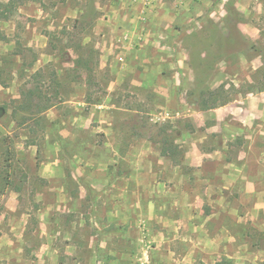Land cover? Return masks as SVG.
I'll return each instance as SVG.
<instances>
[{"label": "rangeland", "instance_id": "rangeland-1", "mask_svg": "<svg viewBox=\"0 0 264 264\" xmlns=\"http://www.w3.org/2000/svg\"><path fill=\"white\" fill-rule=\"evenodd\" d=\"M0 1V264H264V178L226 184L249 138L209 116L264 93V0Z\"/></svg>", "mask_w": 264, "mask_h": 264}, {"label": "crops", "instance_id": "crops-1", "mask_svg": "<svg viewBox=\"0 0 264 264\" xmlns=\"http://www.w3.org/2000/svg\"><path fill=\"white\" fill-rule=\"evenodd\" d=\"M137 84H141L137 82ZM216 114L210 112V118H215L218 123H221L227 118L228 124H233L234 129L240 132V136H244L247 139V142L250 143L246 148H241L238 150V156H233L228 162L226 167L230 170H235V174L230 178L228 172L223 174L222 178L226 180V184L230 185L232 181L228 183L229 180L235 177H241L242 179L245 176V171L247 170L245 167H238L235 165L243 164L244 162H256L259 167V173L256 174V180H261L264 178V93L257 94H248V96L241 98L240 100L235 101L233 104H226L214 109ZM212 111V109H211ZM257 121L258 130L253 131H243V129H247L248 126H252V123ZM244 140V139H243ZM249 140V141H248ZM191 148H184L185 159L190 161L189 164L193 166L196 164L200 166L201 164L195 163V157H191ZM200 154V152H199ZM213 156L211 155V151L203 152L199 158H203L202 156ZM216 155V153H214ZM251 158V159H250ZM199 170V169H198ZM258 178V179H257ZM261 178V179H260ZM261 182V181H259ZM258 183V182H257ZM248 185L251 186L252 183L248 182Z\"/></svg>", "mask_w": 264, "mask_h": 264}, {"label": "trees", "instance_id": "trees-1", "mask_svg": "<svg viewBox=\"0 0 264 264\" xmlns=\"http://www.w3.org/2000/svg\"><path fill=\"white\" fill-rule=\"evenodd\" d=\"M10 2L12 0H9ZM2 5H5L6 7H8L9 3H2L0 1V6ZM9 16L5 14L4 11H1L0 9V18H8ZM224 86L222 85L221 88L217 89V90H214V91H210L209 92V97L210 99H207V98H204L201 99L200 101V107L201 109H210V108H215V107H218L220 105H223L225 104V97L224 98H221L219 95H218V91H220L221 89H223ZM36 93L34 91V89H27L26 91H23V95H24V101H22L21 105H20V109L21 110H28V109H32V103L30 102L31 100V97L32 95L34 96ZM52 105L51 104H42L41 103V100L37 101L36 104H34V107L37 108V112L35 113H41L43 112L44 110L48 109L49 107H51ZM162 154L163 155H173L174 154V151H170V153L168 152V149L163 147L162 148Z\"/></svg>", "mask_w": 264, "mask_h": 264}]
</instances>
